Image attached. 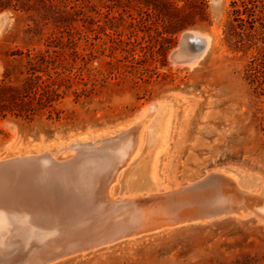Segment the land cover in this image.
Returning a JSON list of instances; mask_svg holds the SVG:
<instances>
[{"label":"rangeland","instance_id":"obj_1","mask_svg":"<svg viewBox=\"0 0 264 264\" xmlns=\"http://www.w3.org/2000/svg\"><path fill=\"white\" fill-rule=\"evenodd\" d=\"M233 1L255 10L253 18L236 19ZM0 15L4 96L22 87L27 53L51 57L63 92L59 121L46 110L0 118V158L43 150L68 158L72 150L58 146L118 133L157 103L152 136L119 171L118 196L229 170L264 197L263 0H0ZM187 31L210 39L192 67L170 60ZM53 264H264V221L226 215Z\"/></svg>","mask_w":264,"mask_h":264},{"label":"water","instance_id":"obj_2","mask_svg":"<svg viewBox=\"0 0 264 264\" xmlns=\"http://www.w3.org/2000/svg\"><path fill=\"white\" fill-rule=\"evenodd\" d=\"M206 50V41L203 36L194 33H185L181 36L175 55L177 57L179 56L180 60L185 62L196 56H203ZM121 132L122 130L118 133H112L105 138H96L93 141L99 139L103 143H106L110 137H118ZM119 143V140L116 141L113 147L116 148ZM63 149H71L69 148V143L66 146H59V150ZM46 151L19 154L24 158L25 155H43ZM47 153L55 158L49 151ZM74 155L75 151L68 158L62 160L56 159L60 163H66L67 161H72L75 157ZM11 158H13V155L0 158V163L6 162ZM127 164L124 162L119 163L115 167L113 166L114 168L112 170L116 173L117 177L121 168ZM224 174L234 176L237 179V175L234 172L220 170L211 171L198 180L186 185L163 191L147 189L143 192L139 191L130 195L118 196L119 187H117V194L114 196L116 203H118L116 208L104 212L100 217H95L93 213L96 205L87 196V191L91 190L94 193L95 188L91 185V182H84L83 178L81 182H59L56 180L53 181V179L48 177L43 178L40 174L36 173L24 175L16 174L13 171H2L0 172V212L6 213L12 212L13 210L20 215H27L29 220V223L26 225L24 223L18 225L14 221V223L8 226L13 231L7 233V236H4L8 238L3 243L6 245L7 251H10L6 254L5 258L13 254L15 255L18 251L17 247L23 244L22 239L36 244L37 242L35 240L41 239V236H43L41 233L53 234L52 238L55 239L54 243H57L58 236L61 234L63 227L70 226L75 220L74 211L76 209L87 212L82 217L84 220L83 225L84 223H89L82 231L86 235L93 232L99 226L100 223L98 222L104 223L106 220L114 217H117L115 218L117 221H121L118 219L124 217L122 219L124 220V223H122L124 227L100 239L91 237L76 246L78 247V250L75 249L76 253H72V251H75L72 250L68 254L52 261H50L51 258L49 261L46 259V262L44 261L45 264H53L59 260L82 255L125 240L158 233L166 229L206 222L226 215H235L226 210L207 213L204 212L202 209L203 206L199 203L200 200L208 198V190L215 185V182L218 183L224 180ZM112 184H117L118 186L117 182H113ZM149 208H152L154 211L148 217H141L134 220L126 219L125 217L136 211L144 212L143 210ZM244 213L246 212H242V214ZM98 218L100 219L99 221H97ZM28 227L36 231L33 233L29 232Z\"/></svg>","mask_w":264,"mask_h":264},{"label":"bare ground","instance_id":"obj_3","mask_svg":"<svg viewBox=\"0 0 264 264\" xmlns=\"http://www.w3.org/2000/svg\"><path fill=\"white\" fill-rule=\"evenodd\" d=\"M4 18L2 15H0V24L3 22ZM194 32L187 31V33ZM203 38L205 39L206 47L208 48L210 39L206 35H204ZM180 40L181 37L179 38V42ZM176 50L177 49H174L173 51L171 50L170 53V60H172L173 63H176V65L177 63H188L189 66L192 67L196 65L197 60L202 56L199 55L184 62L183 60H180L179 56L177 57L175 55ZM157 109H159L157 103L144 106L141 110L142 112H140L142 115L140 114L141 117L136 120L135 124L133 122V124H127L128 126L126 125L123 129H121L122 132L120 135H118V137L112 136L106 141V143H103V141L99 139L93 141V138H88L87 140L80 139V141L71 140V142H69V148L75 151V157L72 161L60 163L56 158L50 156L47 151L44 152L43 155H25L24 158L21 157L19 153H17L13 155V158L10 160L0 163V172L13 171L16 174L24 175H32V173H36L40 174L43 178L48 177L53 179V181L56 180L59 182H81L83 178L84 182H91V185L95 188L94 193H92L91 190H88L87 196L93 200L96 205L93 216L100 217L104 212L115 209L116 205L118 204L114 199V196L117 194L118 186L117 184H112L113 182H117V175L112 169L119 163L125 162L127 164L128 160H131V158H133L137 152L140 151L139 149L145 136H152L153 128H150V118ZM154 135L155 134H153V138L156 137ZM153 138L151 137V139ZM118 140L120 141L119 145L116 148L113 147L114 143H116ZM54 153L57 152L55 151ZM123 168H125V166H123ZM119 174L121 175V173ZM223 177L224 180L222 182H215V185L209 188L207 193L208 198L200 200L199 203H201L203 206L202 209L204 212L210 213L213 211L226 210L239 217H243L252 213L257 215L260 220L264 221V197L258 193H253L244 189L242 187L244 185L241 186L234 176L224 174ZM143 211L144 212L136 211L125 217L126 219L128 218L130 220L141 217L143 218L146 216L148 217L151 215V213H153L154 210L149 208ZM242 212L246 213L242 214ZM74 213L75 220L73 223H71L72 226L70 225L66 228L63 227V234L61 232V234L58 236L59 239L57 243H54L55 239L52 238L53 234L41 233L43 236H41V239L35 240L37 242L36 244L31 243V241H24L22 239L23 244L17 247L18 251L15 253V255L13 254L5 258L6 254H8L10 251H7L6 245L3 243L6 241L5 239L8 238L4 236H7V233L13 231L12 229L8 228V226L11 223H14V221L18 225L21 223L26 225L29 223V220L27 215H20L13 210L12 212L10 211L6 213L0 212V264H45L44 261L46 259L49 261L51 258L50 261H52L68 254L72 250H78V247L76 246L82 242H85L91 237H97L100 239L103 236L110 235L111 233L121 230L124 227L122 224L124 223V220H122L124 217L118 219L121 221H117L115 219L117 217H114L110 220H106L104 223L98 222L100 223L99 226L93 232L86 235L82 231L87 225H89V223H84L83 225L84 220L82 217L86 215L87 212L76 209ZM99 220L100 219L98 218L97 221ZM57 228L60 229L58 226ZM27 229L31 233L36 231L30 227ZM76 250L72 251V253H76Z\"/></svg>","mask_w":264,"mask_h":264},{"label":"trees","instance_id":"obj_4","mask_svg":"<svg viewBox=\"0 0 264 264\" xmlns=\"http://www.w3.org/2000/svg\"><path fill=\"white\" fill-rule=\"evenodd\" d=\"M246 5L244 1H241L239 6L241 8H239L235 1L231 2V7L235 8L236 19L243 21L240 15H245L246 19L253 18L255 10L248 12ZM260 19L264 20V16ZM260 24L263 27V23L260 22ZM26 56L27 71L22 87L20 89L8 88L10 94L7 96H4L2 89H0V118H4L6 114H10L15 118L31 120L38 113L46 110L48 114L47 119L59 121L61 119L60 112L55 111L54 105L62 97L63 92H60L61 85L56 83L54 79H51L50 76L49 71L55 69L53 60L50 56L39 53L33 55L27 53ZM50 65L52 66L51 68ZM255 69L256 63L255 60H252L247 70ZM54 73L59 76L56 71ZM43 76L46 78L43 79Z\"/></svg>","mask_w":264,"mask_h":264}]
</instances>
